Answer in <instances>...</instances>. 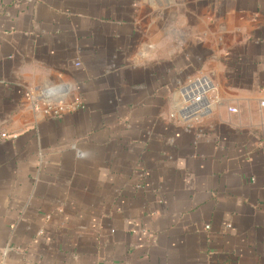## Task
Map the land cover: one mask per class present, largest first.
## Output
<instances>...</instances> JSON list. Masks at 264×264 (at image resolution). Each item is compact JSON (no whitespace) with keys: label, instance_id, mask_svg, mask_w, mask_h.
Listing matches in <instances>:
<instances>
[{"label":"crops","instance_id":"0c3cea01","mask_svg":"<svg viewBox=\"0 0 264 264\" xmlns=\"http://www.w3.org/2000/svg\"><path fill=\"white\" fill-rule=\"evenodd\" d=\"M187 1L0 0V264H264V0Z\"/></svg>","mask_w":264,"mask_h":264},{"label":"built area","instance_id":"2783aa9c","mask_svg":"<svg viewBox=\"0 0 264 264\" xmlns=\"http://www.w3.org/2000/svg\"><path fill=\"white\" fill-rule=\"evenodd\" d=\"M211 85L203 78L195 79V82L190 83L189 87L184 90L185 102L187 103V116L195 117L204 114L208 107L204 104L206 95L210 92ZM30 95V94H29ZM27 95V96H29ZM261 107H264V101L261 102ZM45 113L51 116H58L62 114L68 107L64 105L54 106L48 104L45 106Z\"/></svg>","mask_w":264,"mask_h":264},{"label":"rangeland","instance_id":"374dc122","mask_svg":"<svg viewBox=\"0 0 264 264\" xmlns=\"http://www.w3.org/2000/svg\"><path fill=\"white\" fill-rule=\"evenodd\" d=\"M145 3V7H157L160 3L161 7H189L187 0H145Z\"/></svg>","mask_w":264,"mask_h":264}]
</instances>
